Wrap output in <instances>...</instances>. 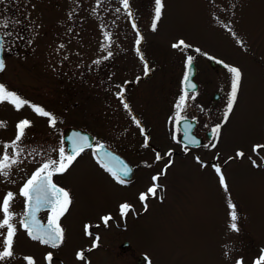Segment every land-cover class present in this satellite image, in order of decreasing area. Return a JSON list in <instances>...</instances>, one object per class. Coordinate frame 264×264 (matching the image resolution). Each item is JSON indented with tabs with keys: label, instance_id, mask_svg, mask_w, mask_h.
<instances>
[{
	"label": "rangeland",
	"instance_id": "374dc122",
	"mask_svg": "<svg viewBox=\"0 0 264 264\" xmlns=\"http://www.w3.org/2000/svg\"><path fill=\"white\" fill-rule=\"evenodd\" d=\"M23 1L36 20V0ZM165 1L168 8L161 12L156 28L152 27L154 12L149 18V28L143 31L147 43L151 45L152 55L159 58L152 68L153 73L131 88V106L153 136H162L166 147L178 149L179 146L172 140L173 122L178 111L176 105L184 94L181 84L186 59L192 56L196 65L194 80L198 88L189 91V97L195 95V99L186 101L180 115L198 119L197 132L221 125L219 135H205V138H210L206 139L205 144L189 145L202 151L199 161L191 153L175 157L160 179L163 198L157 194L145 205L138 199L153 186V177L161 171V165L151 170L137 169L128 187L114 184L90 164L74 169L70 177L74 198L66 210V237L58 247L30 238L20 224L14 223L17 240L13 246L33 258L34 264H49L46 256L50 252L51 264H61L60 259L83 262L84 258L78 257V251L85 252L94 238L86 231L83 222L93 221L114 209L122 223L120 205L128 199H133L136 212L130 211L126 215V225L120 229V234L133 243L136 253L148 254L152 264H226L229 257L237 252L264 242V149H260V154L253 150L255 145H264V0ZM104 15L105 21L112 17L111 14ZM105 32L112 34L108 48L103 47L106 43ZM118 36L113 27L88 29L83 43H77L76 36L73 42H56V35L48 43L52 44L53 49L48 47L52 53H57L54 49L63 45L62 56L57 53L58 59L54 65L65 71L64 74H69V68L73 71L80 69L78 65L82 51L87 53V61L98 60L102 65L100 74L88 76V86L83 91L82 84L76 83L73 94H67L73 102L66 117L69 122L93 128L99 135L107 134L110 138L118 129L117 111L122 106L117 99L116 89L120 80L124 79L120 78L118 82L113 78V61L120 51L128 52L126 48L130 45L128 42L119 43ZM181 40L190 47H173ZM194 47L200 51L197 52ZM108 51L112 52V56L104 59ZM161 54L164 56L160 57ZM208 57L215 64L218 63L216 60L223 61L242 72L237 100L227 120L224 114L230 98L232 76L224 65L217 64L218 69H214ZM121 59L128 60L122 56ZM129 60L121 70L134 68ZM45 75L48 74L45 72ZM0 84H4L1 79ZM10 85L16 88L22 84L13 82ZM6 88L25 93L23 86ZM216 92L219 93L217 99L213 97ZM58 97L62 100L66 96H40L36 93V105L52 112L51 107L58 103ZM51 99H54L52 105ZM62 114L65 115L64 111ZM18 116L32 117L29 103L17 109L10 101H0V122L3 125L12 124ZM35 116L39 124V119H48L37 113L33 114V118ZM123 118L121 123H128L129 119ZM124 126L126 129L123 132H137L134 123H124ZM213 143L215 147L211 146ZM215 151L218 161H224L220 173L215 170V162L203 160L214 158ZM238 152H243L244 156L230 157H237ZM22 161L19 165L27 172L34 169L35 164L31 159ZM221 174L227 189L221 183ZM116 204L119 207L114 208ZM232 205L236 206V213L242 214L236 221L238 231L230 227L233 222ZM1 215L0 211V219ZM3 230L0 228V237ZM242 230H245L244 238L241 237ZM102 251L101 248L92 251V263L109 262ZM117 262L122 263L120 258H117Z\"/></svg>",
	"mask_w": 264,
	"mask_h": 264
},
{
	"label": "flooded vegetation",
	"instance_id": "af4514ba",
	"mask_svg": "<svg viewBox=\"0 0 264 264\" xmlns=\"http://www.w3.org/2000/svg\"><path fill=\"white\" fill-rule=\"evenodd\" d=\"M178 1L179 0H176L177 3ZM165 2V0H162L163 8L161 12L168 8ZM116 9H120V11L117 12ZM130 12L132 13L131 15L129 14ZM154 12L155 0H129V9L127 10L123 7L122 0H99V2L98 0H36L35 20L23 0H0V22L5 19L9 22L7 28L3 27L2 23H0L1 56L5 62L4 70L0 71V79L4 85L13 89L20 86L25 87L23 90L25 93L18 91H15V93L28 101L30 106L36 105V93L40 96L48 94L49 96H55L57 94L66 96L63 97L62 100L58 97V103L51 107L52 112L59 114L55 128L50 127L48 119H39L41 124L37 123L36 116L33 118V114L36 115V112L32 107V117L18 116L17 119H14L12 124H6L2 128L0 127V155H2L4 152V145L15 139L18 132V123L25 119L31 122V126L26 130V136L22 141L25 152L21 156V161L23 159H31L35 164L34 169L27 172L23 166L19 165L23 163L22 161L13 165L8 177L0 175V205H2L3 199L8 192H13L15 194V199L10 208V211L16 214L11 221L13 224L16 222L21 225L20 222L24 219L23 213L26 211V203L25 198L20 195V189L25 181L30 178L32 173L35 172L45 160L49 158L58 160L59 148L61 146L65 148L66 154L71 153L72 150L68 148L69 141L65 133L67 127H77L84 130L87 134L80 136L87 137L91 144V147H86L85 150L76 157L66 171L54 174L52 177L53 183L64 188L70 194L71 203L67 206V209L72 204L74 198L70 180L71 173L74 169L78 170L84 164H90L94 169H98L104 177L114 182V184H121L126 187L131 185L137 169L151 170L161 165V171L156 172L154 176H159V179L155 181V183L160 186L157 194L162 199L163 189L160 179L161 176L164 175L166 166H168L175 157L184 156L189 153L199 158L201 157L199 153L202 151L191 147L185 150V143L180 139L182 131L174 122L172 140L179 148L166 147L163 137L160 135L157 137L153 136L149 129L145 127L143 119L139 116L138 112L131 106V100L133 99L131 88L153 73L152 68L156 66L155 61L159 58L158 56L155 57L152 55L151 45L147 43V39L143 32L144 29L149 28L151 23L149 18ZM105 13L112 15L111 18H107L108 21H105ZM134 24L135 27H133ZM110 27H113V29L117 31V35L119 34L118 42L130 43L126 50L131 52L120 51V54L118 53L115 55L113 61V78H116L115 81L118 82L120 78H124L117 84L116 95L123 89L124 102L129 104V108L125 109L121 99L117 96L122 108H119L117 111L118 118H116V127H118V129L110 135L111 138L107 134L99 135L93 128L91 129L85 125L69 122V118L66 117L70 105L73 102V100L67 97V94H73V86L75 87L76 83L82 84L81 88L83 91L86 86H88V76H92L94 73H101L103 67L100 62L97 60L90 63L86 59L87 53L85 54L82 51L80 63L78 65L80 69H74L73 71V69L69 68V74H64L65 71L55 68L54 65V62H56L55 60L58 59L56 56L57 53H59V56H62L60 45L57 49H54L57 53H52L48 50L49 48L53 49L51 47L52 44L50 45L48 43H51V41L55 39L53 38L54 35L58 37L56 38V42H62L64 40H69L68 42L71 40V42H73V38L76 36L77 38L75 37V41L77 43H83L86 39V31L88 29H109ZM138 38L140 39L139 45L136 43ZM56 45L57 44H55V47ZM138 47L139 51H137ZM194 50H196V47H194ZM165 53H167V51ZM164 54H161L160 57L164 56ZM121 56L123 59L128 58V60L132 58L129 62L130 64L132 63L131 65H133L132 67L134 68L125 71L121 70L122 68L124 69V64L128 61L122 60ZM208 58L210 63L212 58ZM151 60L154 61V63H152ZM216 62L218 61L216 60ZM217 64L213 65V68L216 70L219 67ZM36 65H38V68ZM146 65L148 69L147 72ZM51 67L53 70H50ZM126 71L127 73L125 74ZM45 72L48 74L47 76ZM37 75H39V77H36ZM125 75H130V77ZM13 82L22 85H18L15 88L10 85L13 84ZM51 100L52 105L54 99ZM62 111H64L65 115L62 114ZM122 117H124L123 119L128 118V123H121ZM136 120L140 123L137 124L135 122ZM124 123L136 124L137 132H123L126 129ZM197 125L198 123L196 122L193 132L196 136L201 138L200 145H203L207 142L206 139L208 137L205 138V135L207 136V130H199L197 132ZM5 126H7V128ZM43 131L47 132L41 133ZM135 142L139 143L134 144ZM98 144L104 145V150L113 156L117 164H119V169L122 166H126L131 170L127 177H124L125 183H120L113 175V172H118L119 170L110 168L99 157L96 150V145ZM33 149H35V152L32 151ZM260 149L262 150L264 148ZM260 149L256 151L258 154L261 153ZM108 150H111V152ZM8 151L9 154H11L14 149L9 148ZM36 153H40V155H36ZM168 153H170V157L166 155ZM214 154V158L203 160L215 162L219 167L224 166V161H218V153L215 151ZM157 155L163 158L157 160ZM230 157L240 158V156ZM248 157L251 158V155L248 154ZM122 158L125 162L122 161ZM109 169H111V171ZM153 197L154 196L149 195L147 199L143 201V204H147L148 200ZM138 200H141L140 197ZM125 203L133 206L131 212H136L133 199H128ZM115 207H119V205L116 204L114 208ZM0 211L2 213L0 221H2L5 214L2 208H0ZM50 215L51 211L44 208L36 214V218L42 224H47ZM109 215L112 219L105 225L102 217ZM240 216H242V214L237 213V217L239 218ZM118 217L119 215L113 209L111 212L101 214L93 221L85 220L83 224L85 228L86 225L89 226L87 232L94 235V238L92 244L88 245L87 250L83 252L84 261H66L60 259V263L95 264L91 261V253L93 250L101 248L103 250L102 253L106 254L109 259V262L104 264H120L117 262V258L121 259V264H152L148 254L144 252L136 253L133 243L127 237L120 234V229L126 225V215L122 216V223L119 221ZM67 218V212L65 211L63 215L59 217L58 221L60 226L64 229V239L67 231ZM21 228H23L22 225ZM23 231L28 235L26 229L23 228ZM6 232L7 229L5 227L0 237V251H3ZM244 233L245 230H242V238L245 237ZM97 237H99V240L96 239ZM16 240L17 237L15 235L14 241ZM19 249V247L13 246L14 257L5 261H0V264H30V262L25 259L28 257V254L26 255L24 251ZM79 252L81 251L79 250L78 253ZM262 254H264V242L260 246L246 247V249L237 252L235 256L232 255L233 257H229L226 264H237V260L241 258L244 264H254V261Z\"/></svg>",
	"mask_w": 264,
	"mask_h": 264
},
{
	"label": "snow or ice",
	"instance_id": "6c2138e0",
	"mask_svg": "<svg viewBox=\"0 0 264 264\" xmlns=\"http://www.w3.org/2000/svg\"><path fill=\"white\" fill-rule=\"evenodd\" d=\"M99 2V0H98ZM123 7L127 10L129 9V0H122ZM163 8L162 0H155V14H154V21H153V29L156 28V22L159 21L161 17V10ZM116 11H120V9H116ZM132 14L131 12L129 13ZM2 26L7 28L8 27V20H3ZM135 27V24L133 25ZM106 43L103 45L104 48H108L111 46L112 34L110 32L104 33ZM137 45L140 44V39L138 38L136 41ZM181 46L187 48L190 47L189 45L185 44L183 40L179 41L177 44H174L173 47L180 48ZM63 47V45H61ZM139 51V47L137 48ZM199 52V49H196ZM206 55V54H205ZM112 56V52L108 51L107 56L104 59ZM143 58V57H141ZM193 57L188 56L186 59V65L189 69L193 64ZM222 63V62H221ZM228 71L231 73L232 81H231V92L230 98L227 103L226 111H225V120H227L228 115L232 112L233 106L237 100V94L240 88V82L242 78L241 69L235 66H228ZM5 68V62L3 59H0V71H3ZM147 65H146V72H147ZM189 74L186 72L184 80L187 82L189 81ZM195 85L190 84L188 88L185 89L184 94L180 97L179 102L176 105L177 108V115H176V123L179 124L181 121L185 120L186 117L180 115V111L183 110L186 101L188 99H195V95L189 97V91L195 90ZM118 98L121 99L123 103V107L125 109L129 108V104L124 102V91L121 89L120 92L117 93ZM0 101H10L17 109H20L24 105L28 104L29 102L19 96L17 93L13 91L7 90L4 84H0ZM33 110L40 116L46 117L49 120L50 127L55 128L57 124V117L50 111H47L41 106L38 105H31ZM137 124L140 122L138 120L135 121ZM4 126L2 122H0V127ZM31 126V122L28 120H22L17 125V135L13 141L8 144L4 145V152L0 155V175L4 177H8L10 175V170L13 165L22 162L21 156L25 152V147L22 144L23 139L26 136V130ZM221 125L214 126L211 131L214 135H219ZM184 137L187 141L185 144V150L188 149L189 145H198L199 141L196 139L194 135L191 133V126H186L184 128ZM72 139V151L70 154H66L65 148L61 146L59 148V159H47L45 160L40 167H38L35 172L32 173L30 178H28L23 186L20 189V195L25 198L26 203V211L23 213L24 219L20 222L22 227L27 230L28 235L37 241H40L43 244L51 245L52 247H58L60 243L64 239V229L59 224V217L63 215V213L67 210V206L71 203L70 194L67 190L62 187L57 186L53 183L52 177L54 174L62 173L67 170V168L72 164V162L76 159V157L82 153L86 147H91V144L88 141L87 137L84 136H77ZM207 147L208 145H204ZM215 147L213 143L211 145ZM12 148L14 151L9 154L8 149ZM260 148H264V145H255L253 150L257 151ZM104 150V145L100 144L97 146V153L99 154L100 151ZM35 152V149L32 150ZM31 154V153H29ZM104 156L107 157L109 153L104 151ZM36 155H40V153H36ZM169 155L170 153L166 154ZM237 156L243 157V152H238ZM163 157L157 155L156 159L160 160ZM199 161V157H197ZM167 167V166H166ZM215 170L217 173L221 172V169L218 165H214ZM111 171V169H109ZM131 170L126 166H122L118 172H113V175L119 180L120 183H125L124 177H127L128 173ZM159 179V176H154L153 181L154 184L148 189L147 193H142L140 195V199L142 201L146 200L149 195L156 196L158 188L160 187L158 184L155 183ZM221 183L224 185L225 189H227V185L224 182V177L221 174L220 176ZM15 199V194L13 192H8L4 199L0 208L4 212V219L0 221V228L7 229L6 235L4 237V244H3V251H0V261H5L9 258L14 257L13 251V244H14V237L16 235V227L11 222L12 218L16 215L14 212L10 211L11 204ZM233 211L231 212V219L232 223L230 227L234 231H238L237 221V213L235 211V205L231 206ZM47 208L51 211V215L48 217L47 224H42L36 218V214L41 210ZM133 206L124 203L120 205V211L122 215H127L130 211H132ZM145 210H147V206H145ZM112 217L105 216L102 217L103 222L105 225L111 220ZM89 226L86 225V231ZM90 234V233H89ZM99 240V237L96 238ZM78 257L83 259L84 253H78ZM30 264H34V260L31 257H26ZM46 259L51 264L52 261V253H48ZM237 264H244L243 259L237 260ZM254 264H264V254H262Z\"/></svg>",
	"mask_w": 264,
	"mask_h": 264
},
{
	"label": "water",
	"instance_id": "95a60500",
	"mask_svg": "<svg viewBox=\"0 0 264 264\" xmlns=\"http://www.w3.org/2000/svg\"><path fill=\"white\" fill-rule=\"evenodd\" d=\"M0 59H2V56H1V37H0ZM222 62V63H221ZM210 64L213 66L214 64H215V61L213 60V59H211L210 60ZM218 64L219 65H225V63L223 62V61H218ZM186 72H188V74H189V81H185L184 80V77H185V74H186ZM195 73H196V65H195V63H194V61H193V64H192V66H191V69H189L188 67H187V65L185 66V73H184V76H183V79H182V89L185 91V89L186 88H188L189 87V85L190 84H194L196 87H195V90L198 88V83H197V81L196 80H194V75H195ZM194 90V91H195ZM213 97L215 98V99H217L218 97H219V93L218 92H216V93H214V95H213ZM186 117V116H185ZM196 122H197V120H196V118H189V117H186V119L185 120H183V121H181L179 124H177L176 123V121H175V124L181 129V131H182V133H181V135H180V139H181V141L183 142V143H187V141H186V139H185V137H184V128L186 127V126H191V133H192V135H194L195 137H196V139L199 141V144L198 145H200L201 144V138L199 137V136H196L195 134H194V132H193V129H194V127H195V125H196ZM66 138H68V141H69V144H68V148H70V150H72V139L71 138H75V137H77L78 135L80 136V135H83V134H87L84 130H82V129H80V128H77V127H67L66 128ZM213 135V133H212V131H211V129L210 130H208L207 131V136L208 137H211ZM89 141V140H88ZM98 145H100V144H98ZM98 145H96V150H97V146ZM198 145H191V146H198ZM105 149V148H104ZM104 151L105 150H102V151H100V153L98 154L99 155V157L110 167V168H112V169H114V170H119V164H117V162H116V160L113 158V156H111L110 154L107 156V157H105L104 156ZM109 152H111V150H108ZM122 161H124L123 160V158H122ZM125 162V161H124Z\"/></svg>",
	"mask_w": 264,
	"mask_h": 264
}]
</instances>
